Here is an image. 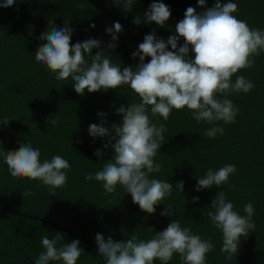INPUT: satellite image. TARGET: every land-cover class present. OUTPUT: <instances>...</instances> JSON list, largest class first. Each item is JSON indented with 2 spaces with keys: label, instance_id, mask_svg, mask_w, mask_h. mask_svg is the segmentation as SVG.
I'll return each instance as SVG.
<instances>
[{
  "label": "trees",
  "instance_id": "obj_1",
  "mask_svg": "<svg viewBox=\"0 0 264 264\" xmlns=\"http://www.w3.org/2000/svg\"><path fill=\"white\" fill-rule=\"evenodd\" d=\"M153 2H162L171 10L162 28L143 22ZM232 2L238 4V19L253 29L264 30V0ZM214 4L215 0H205V7L201 8L198 0H137L132 11L125 12L113 0H16L13 6L0 8V152L14 151L30 142L39 148L41 162L60 155L71 165L66 185L52 189L39 181L13 178L0 156V264H35L44 251L41 238L47 235L52 239L57 233L64 236L60 243L80 241L84 253L77 264H104L95 242L97 233L117 242L133 235L147 240L166 229L172 220L215 244V250L207 254L206 264H264V52L254 57L252 68L237 73L255 87L248 93L226 97L239 109L234 122H197L186 108L173 110L167 121L158 116L152 118L166 129L164 143L155 158L162 168L152 175L174 187L172 195L157 206L153 215L141 211L122 188L118 187L115 194H106L101 182L85 179L88 173L101 170L102 163L114 155L111 147L104 148L107 138L89 135V126L99 125L98 113L103 112L106 126L111 129L112 124L122 120L116 109L140 102L139 97L127 86L79 95L70 78L57 80L35 60L34 53L42 43L38 37L52 24L63 28L68 23L74 29L73 45L87 39L101 41V49L92 51L96 55L100 50L108 51L112 38L106 29L119 22L123 31L117 47L105 55L122 69L135 67L139 59H133L132 53L138 50L145 35L155 30L156 37L166 42L176 34L175 27L188 7L200 13ZM137 16L141 17L140 25L132 22ZM183 43L181 38L178 46ZM189 55L194 58L191 52ZM148 114L151 117L150 109ZM55 117L57 123L49 124ZM212 127H223L224 134L208 138L204 133ZM97 150L102 153L99 158L95 155ZM227 164L237 168L227 184L195 190L198 177L209 168L216 171ZM181 181L183 193L175 189ZM220 191L241 215H246L245 204L254 207L255 229L246 239L241 238L238 254L231 260L220 251L222 233L206 214ZM194 197H199L198 202H193ZM167 205L172 206L175 215L161 216ZM169 264H182L179 254H174Z\"/></svg>",
  "mask_w": 264,
  "mask_h": 264
},
{
  "label": "clouds",
  "instance_id": "obj_2",
  "mask_svg": "<svg viewBox=\"0 0 264 264\" xmlns=\"http://www.w3.org/2000/svg\"><path fill=\"white\" fill-rule=\"evenodd\" d=\"M113 2L117 6L122 5L125 12H131L137 0ZM15 3L16 0H3L0 8ZM198 6L204 8L205 0H198ZM237 11L238 4L232 0H215L213 7L200 13L188 7L184 18L175 27V35L166 42L156 37L155 30L145 35L138 50L132 53V58H138L139 64L123 69L105 55L117 47L116 42L123 31L119 22L106 29L112 38L107 44L108 51L100 50L96 55H92V51L101 49L102 42L87 39L73 45L74 29L68 23L63 28L52 24L50 30L41 33L38 39L42 43L34 53L36 62L45 66L57 80L70 78L77 94L117 91L127 86L139 97L140 102L116 109L122 120L119 124H112L111 129L106 126V114L103 112L98 113L101 123L89 126V135L107 138L104 148L111 147L114 155L102 163L101 170L88 173L86 180L101 182L106 194H115L118 187L122 188L148 215L155 214L157 206L164 204L174 187L152 174L159 173L162 168L155 158L164 143L166 129L163 124L154 123L152 118L158 116L167 121L173 110L186 108L197 122L212 124L222 121L229 124L234 122L239 109L226 97L231 93H248L255 87L237 73L252 68L254 57L264 52V30L253 29L246 21L238 19ZM170 16L171 10L164 3L153 2L144 14L143 22L155 23L162 28ZM132 22L140 25L141 17H135ZM181 38L184 43L178 46ZM190 52L194 58L190 57ZM146 58H150L148 62H145ZM233 76L236 77L234 82ZM56 123V117L49 120V124ZM218 134H224L223 127H212L204 133L208 138H215ZM95 155L99 158L102 153L97 150ZM0 156L13 178L39 181L52 189L62 188L67 183V172L71 168L68 160L55 155L51 160L41 162L39 148H34L30 142L21 144L17 150L0 152ZM236 172L233 164L216 171L209 168L202 177H198L195 190L219 188L227 184ZM175 189L183 193L184 183H177ZM198 200L199 197L193 198L194 203ZM210 207L212 210L206 213L207 217L222 233L220 251L227 254V260H231L238 254L241 238L246 239L255 229L252 220L254 207L247 203L243 208L246 215L239 214L223 191L217 192ZM160 214L171 217L176 213L171 205H167ZM63 238L59 233L52 239L43 236L40 243L44 251L38 255L35 264H77L84 253L80 241L60 243ZM95 242L104 264H155L156 261L169 264L174 254H179L182 264H206L207 254L215 250L214 243L188 227H181L178 220H172L166 229L154 233L147 240L133 235L126 241L117 242L97 233Z\"/></svg>",
  "mask_w": 264,
  "mask_h": 264
}]
</instances>
